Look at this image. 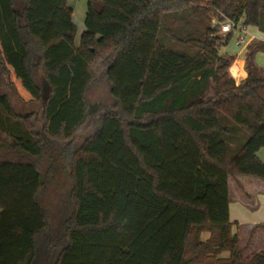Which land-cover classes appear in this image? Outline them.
I'll return each instance as SVG.
<instances>
[{
  "label": "trees",
  "instance_id": "trees-1",
  "mask_svg": "<svg viewBox=\"0 0 264 264\" xmlns=\"http://www.w3.org/2000/svg\"><path fill=\"white\" fill-rule=\"evenodd\" d=\"M68 1L0 0V264H264L229 210L230 177L264 183V43L237 85L223 80L236 56L220 54L233 33L212 25L264 32V0H88L79 44ZM97 77L114 101L92 115ZM3 81L40 111L18 112ZM45 158L72 181L55 226Z\"/></svg>",
  "mask_w": 264,
  "mask_h": 264
},
{
  "label": "rangeland",
  "instance_id": "rangeland-1",
  "mask_svg": "<svg viewBox=\"0 0 264 264\" xmlns=\"http://www.w3.org/2000/svg\"><path fill=\"white\" fill-rule=\"evenodd\" d=\"M74 1H75V6H76V12L74 15L75 22L78 25V28L81 29V27H83V21L80 16L84 15L83 13H85L87 2L86 0H72L71 2L73 3ZM223 23L224 21L219 23L216 18L212 20L213 26H221ZM217 34L220 36L225 35L224 33L221 32V30H218ZM235 36L236 34L234 33L230 42L221 49L220 54L222 56L232 55L234 53L233 49L240 47L235 44V38H234ZM167 43L175 49H179V50L185 49L189 53H192L198 50L197 46L185 45L179 42H167ZM261 43H264V42H259L258 44H261ZM252 47H254V45H252L251 48ZM239 56L242 57L241 54ZM233 62L231 63L230 67L227 69V75L223 77V80L228 79L229 76L232 77L231 70H233V68L240 65V63H238L237 61H235L234 63ZM97 76H99V74H97ZM2 87H3L2 91L7 92L11 95L12 104L14 105V107L16 108L18 112L26 114L34 110L38 112L40 111L41 109L40 103L25 105L22 102H20L17 99V97H15V95H13V93L9 90L5 81H3ZM211 93H213V90L210 91V94ZM86 99L89 105V110H91L92 115L99 113L103 106L111 105L114 101L113 97L111 96L109 92V85L107 81L102 77H97L89 85L87 92H86ZM94 129H95V125H93L91 122L85 123L76 133V136H75L76 142L80 143L84 138L92 134ZM50 165L51 164H48V158L43 159L41 164H39L41 171L44 174H46L45 185H44L43 190L39 194V201L42 204V206L46 209V211L48 212L50 222L55 226L59 224L60 217H61L60 213H61V210L64 209L66 200L70 194L72 181H71V177L69 174L68 164H65L60 158L58 159V162L56 164H52L51 167ZM243 178L248 179V180H255L253 178H248V177H243ZM235 180L236 178H232V177H230V180H229L230 185H231L230 193H231L232 198L235 197V188H234Z\"/></svg>",
  "mask_w": 264,
  "mask_h": 264
},
{
  "label": "crops",
  "instance_id": "crops-1",
  "mask_svg": "<svg viewBox=\"0 0 264 264\" xmlns=\"http://www.w3.org/2000/svg\"><path fill=\"white\" fill-rule=\"evenodd\" d=\"M71 1L72 0L68 1V5L73 9V21L75 22L74 15L76 12V6L75 1L73 3ZM86 2H88V0H86ZM96 4L99 6L100 0H97ZM86 11L87 7L85 13H83L84 15H82L83 17L80 16L83 21V27H81V29L78 28V25L75 22L78 30L76 36L77 44H79L82 32L86 29L84 23ZM247 32L246 43H240L237 41V36L234 37L235 44L240 47L233 49V55L236 56L235 61L240 63V67L243 71V74L237 75H234L231 72V75L237 84L241 83L248 75L244 64L246 55L251 49V46L254 45L255 47L259 42H264V32L260 31L257 27L247 26ZM240 54L242 57L239 56ZM255 61L259 66H264V49L256 53ZM257 155L262 161H264V147L260 148ZM234 185L235 197L232 198L230 193L229 204L230 220L234 223L233 231L238 232L242 246L246 247V253L249 254L252 252L264 251V183L256 179L248 180L243 177H237ZM230 187L231 185L229 182V191ZM257 225H262V227H259L256 230L252 242L248 244L250 232ZM208 235V233H205L204 238H207Z\"/></svg>",
  "mask_w": 264,
  "mask_h": 264
},
{
  "label": "built area",
  "instance_id": "built-area-1",
  "mask_svg": "<svg viewBox=\"0 0 264 264\" xmlns=\"http://www.w3.org/2000/svg\"><path fill=\"white\" fill-rule=\"evenodd\" d=\"M221 32L227 34L229 32L235 33L237 41L240 43H246L247 40V26L244 25L243 21L235 22L232 20H225L221 25Z\"/></svg>",
  "mask_w": 264,
  "mask_h": 264
},
{
  "label": "water",
  "instance_id": "water-1",
  "mask_svg": "<svg viewBox=\"0 0 264 264\" xmlns=\"http://www.w3.org/2000/svg\"><path fill=\"white\" fill-rule=\"evenodd\" d=\"M49 92H50V89L48 88V89H47V92L44 94V97H43L44 100L47 99Z\"/></svg>",
  "mask_w": 264,
  "mask_h": 264
}]
</instances>
